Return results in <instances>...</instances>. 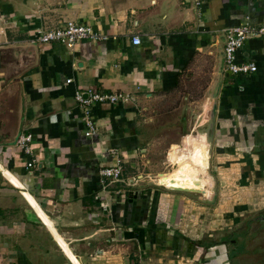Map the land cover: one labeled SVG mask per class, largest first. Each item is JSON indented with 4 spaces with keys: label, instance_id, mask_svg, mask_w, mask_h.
Segmentation results:
<instances>
[{
    "label": "crops",
    "instance_id": "0c3cea01",
    "mask_svg": "<svg viewBox=\"0 0 264 264\" xmlns=\"http://www.w3.org/2000/svg\"><path fill=\"white\" fill-rule=\"evenodd\" d=\"M246 18L264 23V0H0V264H264V36L236 52L255 72L223 62L225 29ZM69 20L104 38L35 42ZM91 89L132 99L91 104L86 135L74 95ZM204 123L218 162L241 159L211 200L203 141L185 150Z\"/></svg>",
    "mask_w": 264,
    "mask_h": 264
},
{
    "label": "built area",
    "instance_id": "2783aa9c",
    "mask_svg": "<svg viewBox=\"0 0 264 264\" xmlns=\"http://www.w3.org/2000/svg\"><path fill=\"white\" fill-rule=\"evenodd\" d=\"M195 5H199L203 0H193ZM225 42H224V66L225 70L231 74H243L248 75L256 71L257 66L253 62L248 61H236V52L242 48L244 42L251 37L264 36V23L258 25H252L249 19L240 24L225 29ZM104 38V35L96 31L92 26L77 23L69 20L57 28L42 29L39 28L35 37V42L48 43L59 42L72 48L77 42L82 40H98ZM131 42L134 45L140 44V37L132 36ZM71 79H67L69 83ZM76 101L83 108L82 119L86 126V135H92L95 132L92 116L90 114L89 107L93 103H117L126 102L131 96L125 92H100L94 89L87 90L83 93L80 91L75 92L74 95ZM31 140L32 135L30 133L20 134L17 137L16 145L19 146L25 155L30 157V160L26 163V168L32 167L34 164L33 158H31ZM110 154L115 155V149L109 150ZM122 173V165L120 160H116V163L112 166H101L97 170V176L101 183L106 179L118 180Z\"/></svg>",
    "mask_w": 264,
    "mask_h": 264
},
{
    "label": "rangeland",
    "instance_id": "374dc122",
    "mask_svg": "<svg viewBox=\"0 0 264 264\" xmlns=\"http://www.w3.org/2000/svg\"><path fill=\"white\" fill-rule=\"evenodd\" d=\"M185 141H187V145H186L185 150L188 151V147L190 148L191 145H192V142L191 141L195 142L194 141V137L191 136V138H189V140L186 139ZM211 145H212V143H211ZM260 147L262 149L263 145L262 146L260 145ZM263 150H264V147H263ZM214 153H216V154H213V151L211 152V154L209 153L210 158H209V162L207 163L206 168L203 169V171L201 170V168H199V171H198V175L205 176V177L208 176V177H211L212 180H213V184H211V180L208 179V178H206L205 181H206V184H207V186H206L207 189L206 190H207V195L208 196L206 195L207 197H203L202 199H207L208 197H210V194H211L210 191H213L214 193H216V189L218 188V184L220 183V181H218V178H217V176L220 174L219 173L220 166L223 165L224 167H227L229 165V163H231V165H234L235 162H239V164L238 163L236 164V171L240 167V161H241V159H237L235 162L234 161H230L231 157H229L228 155L222 154V158L224 159V161H223L224 164H221V161H219V162L217 161L218 158H219V155L217 156V152H215V150H214ZM183 155H185V154H183ZM176 157H178V156H174L173 159H171V158H167L166 159L165 158L164 159L165 162H166L165 163V168H167L169 170H172L173 168H175L176 167V165H175L176 164L175 163L176 162ZM156 160H157L156 154H153L152 157H150V161H152V163L155 164V161ZM242 161H243V159H242ZM223 166L221 168H223ZM215 167L217 168V170H215ZM153 168L154 169L148 170V172H150L149 177L154 182H156V175L158 174V172L156 171V167H153ZM219 178H220V176H219ZM212 197H214V196H211L210 197V200L212 199ZM257 224H261V226L264 227V224L263 223L258 222Z\"/></svg>",
    "mask_w": 264,
    "mask_h": 264
},
{
    "label": "water",
    "instance_id": "95a60500",
    "mask_svg": "<svg viewBox=\"0 0 264 264\" xmlns=\"http://www.w3.org/2000/svg\"><path fill=\"white\" fill-rule=\"evenodd\" d=\"M211 109L210 110H208V113H207V116H208V119H212V116H213V113H214V110H213V105H212V107H210ZM205 121V120H204ZM210 121H212V120H210ZM205 125L203 126V127H201L200 128V133H199V136H193L194 137V141L195 142H197L198 140H203V142H204V144L207 146V148H206V152H207V163L209 162V158H210V155H209V153H210V147H211V126H210V124H208V123H204ZM198 130H199V128H198ZM189 138H191V137H189ZM189 140V139H188ZM192 142V145L194 144V142L193 141H191ZM262 144H263V146H264V138H262ZM191 145V146H192ZM200 178H201V176H200ZM210 180H211V184H213V180H212V178L210 177ZM200 182H201V179H200ZM157 183V182H156ZM158 185H162V184H159V183H157ZM204 184V183H203ZM168 189H173V190H180V191H184V192H192V193H202L203 192V190H191V189H185V188H181V187H167Z\"/></svg>",
    "mask_w": 264,
    "mask_h": 264
},
{
    "label": "flooded vegetation",
    "instance_id": "af4514ba",
    "mask_svg": "<svg viewBox=\"0 0 264 264\" xmlns=\"http://www.w3.org/2000/svg\"><path fill=\"white\" fill-rule=\"evenodd\" d=\"M203 141V140H202ZM261 144H262V142H261ZM263 145V144H262ZM264 147V146H263ZM201 176V175H200ZM202 177V181H204L206 178H208V179H210V177H208V176H201ZM204 178V179H203ZM260 219H258V221H261V223H263L264 224V214L262 215V216H260L259 217Z\"/></svg>",
    "mask_w": 264,
    "mask_h": 264
},
{
    "label": "bare ground",
    "instance_id": "6f19581e",
    "mask_svg": "<svg viewBox=\"0 0 264 264\" xmlns=\"http://www.w3.org/2000/svg\"><path fill=\"white\" fill-rule=\"evenodd\" d=\"M203 144H204V142H203ZM204 146L207 148V146L204 144Z\"/></svg>",
    "mask_w": 264,
    "mask_h": 264
}]
</instances>
